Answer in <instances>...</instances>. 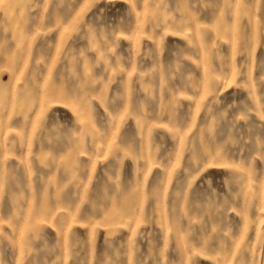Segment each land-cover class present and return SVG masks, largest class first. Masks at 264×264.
Returning a JSON list of instances; mask_svg holds the SVG:
<instances>
[{
	"label": "rangeland",
	"instance_id": "rangeland-1",
	"mask_svg": "<svg viewBox=\"0 0 264 264\" xmlns=\"http://www.w3.org/2000/svg\"><path fill=\"white\" fill-rule=\"evenodd\" d=\"M0 264H264V0H0Z\"/></svg>",
	"mask_w": 264,
	"mask_h": 264
}]
</instances>
